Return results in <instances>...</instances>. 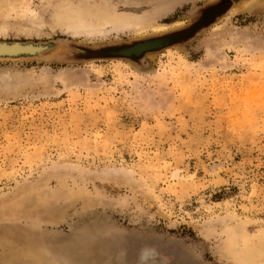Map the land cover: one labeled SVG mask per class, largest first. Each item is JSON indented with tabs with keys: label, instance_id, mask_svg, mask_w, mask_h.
Masks as SVG:
<instances>
[{
	"label": "rangeland",
	"instance_id": "374dc122",
	"mask_svg": "<svg viewBox=\"0 0 264 264\" xmlns=\"http://www.w3.org/2000/svg\"><path fill=\"white\" fill-rule=\"evenodd\" d=\"M61 1L10 13L44 35H0L41 48L0 59V264H100L111 236L127 264H235L264 233V0H80L152 18L91 36L49 22Z\"/></svg>",
	"mask_w": 264,
	"mask_h": 264
},
{
	"label": "bare ground",
	"instance_id": "6f19581e",
	"mask_svg": "<svg viewBox=\"0 0 264 264\" xmlns=\"http://www.w3.org/2000/svg\"><path fill=\"white\" fill-rule=\"evenodd\" d=\"M255 1L256 0H244V3L242 4L244 7H247L251 2ZM84 3L86 2H80V0L76 3L74 0L61 1L59 4H57V6L53 8L52 19H50L49 22H60L72 36H91L96 33L107 34V32H109L110 30L120 31L127 27L133 28L137 25H139L141 30H145L143 28V26L145 25L144 23L147 21H152V18H150L149 15H143L139 12L133 15L124 12L119 13L116 11V9L113 11L107 10L106 8L96 9L93 13L91 12L89 14L91 9L89 10V8H85L83 5ZM24 4L25 0H0V10H2L3 12V15H1L0 18V35L8 34L11 28H13L15 29V34L17 35H23L27 37L35 35V37H40L46 24V21L42 18V16H37V18L29 17L18 24L15 23V25H11V18L13 17L10 13L15 12L16 10H20L24 6ZM161 11L163 10H160L158 12L160 13ZM33 12L34 11L29 10V13L31 15L33 14ZM232 12H236V8H233ZM164 27L165 26H158L153 27L152 29L154 31H160L164 30ZM40 50V47L33 49L30 46L22 47L19 44L8 45L6 43H0V59H5L6 57L14 58L18 55L37 54V52H39ZM43 88L44 86L42 87V89ZM233 231L234 233L240 232V228H233ZM120 244V238L111 236L109 240L105 239L102 246L103 255L100 264H127L128 252L125 249H123L124 251H121L122 249ZM125 252H127V254ZM156 254V251L153 249H143V251H141L137 256L135 264L155 263L154 258ZM230 254L234 258L235 264H264V233L260 234L257 239L246 237L245 240H241L239 238L236 240L235 238V240L231 242ZM162 264H165V262Z\"/></svg>",
	"mask_w": 264,
	"mask_h": 264
},
{
	"label": "water",
	"instance_id": "95a60500",
	"mask_svg": "<svg viewBox=\"0 0 264 264\" xmlns=\"http://www.w3.org/2000/svg\"><path fill=\"white\" fill-rule=\"evenodd\" d=\"M233 1H241V0H233ZM170 42H171L170 38L158 39L154 41H147V42L138 43L132 47L125 48L123 50L108 51L105 53V55L106 56L127 57V58L133 57V56H140L146 52H150V51L163 48L164 46H167Z\"/></svg>",
	"mask_w": 264,
	"mask_h": 264
}]
</instances>
